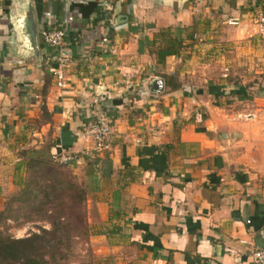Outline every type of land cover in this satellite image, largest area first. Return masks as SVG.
I'll return each mask as SVG.
<instances>
[{"label":"crops","instance_id":"1","mask_svg":"<svg viewBox=\"0 0 264 264\" xmlns=\"http://www.w3.org/2000/svg\"><path fill=\"white\" fill-rule=\"evenodd\" d=\"M242 1L0 0V209L27 160L79 153L82 126L102 113L110 149L68 166L86 193L98 259L254 264L264 248V88L250 83L264 79V45L242 42L252 27ZM90 2L97 8L82 18L77 7ZM27 11L35 39L17 33ZM218 18L238 19L220 36L227 51L191 40L205 24L218 34ZM54 27L67 33L64 86L40 38ZM161 28L184 46L159 66L149 50ZM166 75L180 88L168 90Z\"/></svg>","mask_w":264,"mask_h":264},{"label":"trees","instance_id":"2","mask_svg":"<svg viewBox=\"0 0 264 264\" xmlns=\"http://www.w3.org/2000/svg\"><path fill=\"white\" fill-rule=\"evenodd\" d=\"M96 8V2L77 7L82 18H88ZM183 46V39L171 28H161L152 38L149 54L162 66L166 57L178 55ZM164 78L168 90L180 88L171 75ZM44 207H51L49 228L39 226L37 232L21 238L0 231V264H64L59 260L66 259L78 245H86V252L91 253L85 190L68 166L50 157H35L27 160L19 189L5 199L0 226L7 221L29 219L37 212L44 214ZM76 264L89 263L79 260Z\"/></svg>","mask_w":264,"mask_h":264},{"label":"built area","instance_id":"3","mask_svg":"<svg viewBox=\"0 0 264 264\" xmlns=\"http://www.w3.org/2000/svg\"><path fill=\"white\" fill-rule=\"evenodd\" d=\"M3 10L0 8V16ZM253 33L249 34V37L254 35L264 34V7L258 9L252 19ZM226 23L228 25H236L238 23L237 18H227ZM40 38L42 42L53 49V60L56 63V68L53 74L59 81L61 86H64V70L69 62V57L66 55L65 50L67 46V33L63 27H54L50 29H42L40 32ZM192 41L200 43L203 41V37L194 33L191 38ZM81 137L86 144L85 148L79 153L60 152L51 155V159L54 162L70 166L72 163L82 162L84 158H92L98 154L104 153L110 149L111 137H112V122L107 115L99 113L95 119L85 123L81 129ZM252 262L254 264H264V248H259L251 253Z\"/></svg>","mask_w":264,"mask_h":264},{"label":"rangeland","instance_id":"4","mask_svg":"<svg viewBox=\"0 0 264 264\" xmlns=\"http://www.w3.org/2000/svg\"><path fill=\"white\" fill-rule=\"evenodd\" d=\"M247 2V1H246ZM243 2L241 4H238L237 7L238 8H242L244 7V9H250V15L248 16V20L249 23H253L252 19L255 15V12L258 9H261L264 7V0H250L249 3ZM192 4V7L194 6V3H192L191 1L189 2ZM257 3V4H256ZM249 6H248V5ZM245 5V6H244ZM216 29H219V33H213L210 34L211 32V28H210V24H207V28H206V24L201 26L202 30H199L198 32L201 34L200 36L202 37H206V40L204 42V44L206 45H215L216 48L218 49H225L226 50V45H228L229 43L222 39L220 36L223 35V28L228 27V24L225 22V24H223V20L221 18L216 19ZM226 21V20H225ZM250 30V29H249ZM253 33V27H251V32L250 34ZM199 35V34H198ZM210 37V38H207ZM194 42V41H193ZM242 42H247L245 43V45H264V34L263 35H254L253 37H249L246 38V40H243ZM195 44H198L196 42H194ZM207 51V50H206ZM203 53H205V55L207 54V52H205V50L203 51ZM222 53V52H221ZM223 53H227V52H223ZM204 55H200V60L195 61L194 64L196 63H200L202 62L204 59L202 58L201 61V57H203ZM210 59V58H208ZM219 59V58H218ZM216 59V60H218ZM198 63V65H199ZM254 69V68H253ZM215 71V73H218V68L213 69ZM258 70V68L256 69ZM263 74H260L259 76H261ZM251 85H253V87H255L254 89H252L253 91H255V89L257 87H261L264 88V79L261 78L259 80H254V82L250 83ZM47 210H45L46 212H44V214H41L40 212H37L36 214H33L29 219H20L17 221H7L5 224H3L2 226H0V231H5L10 233L13 237L15 238H21L24 236H27L29 233L31 232H37V228L43 227V228H49V224L47 223L48 220V216H52V214H50V210L51 207H44ZM46 215V216H45ZM86 245H84L83 247L81 245H78L76 248H74V250L68 254V257L66 259H60V263H77L79 260H84L86 262H88L89 264H107V262H105L104 260H100L98 259V257H96L92 252L88 253L86 252ZM90 248V246H89ZM91 251V250H90Z\"/></svg>","mask_w":264,"mask_h":264},{"label":"water","instance_id":"5","mask_svg":"<svg viewBox=\"0 0 264 264\" xmlns=\"http://www.w3.org/2000/svg\"><path fill=\"white\" fill-rule=\"evenodd\" d=\"M188 1V0H181ZM120 21L126 20L125 16H121ZM34 22L32 20V15L29 11L19 15L17 19H15V26L17 29V33L19 35H31L33 38H36V30L33 26ZM150 89L152 92H160L163 90V82L161 79H152L150 82Z\"/></svg>","mask_w":264,"mask_h":264}]
</instances>
